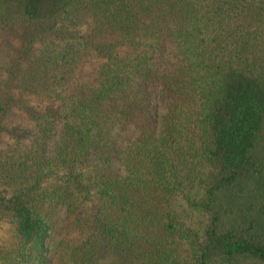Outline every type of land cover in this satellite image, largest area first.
<instances>
[{
	"label": "trees",
	"instance_id": "trees-1",
	"mask_svg": "<svg viewBox=\"0 0 264 264\" xmlns=\"http://www.w3.org/2000/svg\"><path fill=\"white\" fill-rule=\"evenodd\" d=\"M0 42V264H264V0H0Z\"/></svg>",
	"mask_w": 264,
	"mask_h": 264
},
{
	"label": "rangeland",
	"instance_id": "rangeland-1",
	"mask_svg": "<svg viewBox=\"0 0 264 264\" xmlns=\"http://www.w3.org/2000/svg\"><path fill=\"white\" fill-rule=\"evenodd\" d=\"M10 53H11V51H9L8 47L3 42H0V68H1L2 64H4L6 55L10 54ZM130 138H131L130 133L124 134L121 137V140L125 143H129Z\"/></svg>",
	"mask_w": 264,
	"mask_h": 264
}]
</instances>
